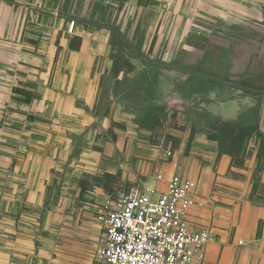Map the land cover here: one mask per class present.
Segmentation results:
<instances>
[{"label": "crops", "instance_id": "obj_1", "mask_svg": "<svg viewBox=\"0 0 264 264\" xmlns=\"http://www.w3.org/2000/svg\"><path fill=\"white\" fill-rule=\"evenodd\" d=\"M262 5L0 0V264H102L100 205L133 187L163 192L173 176L196 187L189 227L214 229L202 264H264V162L253 190L258 140L249 141L243 169L218 154L208 138L215 132L196 128L191 137V119L174 144L151 145L144 137L156 126L134 123L145 104L127 98L121 72L113 74L117 55L134 75L146 68L140 56L175 63L219 28L259 20ZM172 75L158 79L154 105L170 85L164 76ZM217 94L199 107L223 120L255 104ZM258 123L264 135V99ZM107 178L109 187L101 184Z\"/></svg>", "mask_w": 264, "mask_h": 264}, {"label": "built area", "instance_id": "obj_2", "mask_svg": "<svg viewBox=\"0 0 264 264\" xmlns=\"http://www.w3.org/2000/svg\"><path fill=\"white\" fill-rule=\"evenodd\" d=\"M74 28L70 21L68 32ZM195 190L192 181L173 176L163 192L133 187L107 198L96 214L103 231L98 260L102 264H202L214 229L194 230L186 222L187 212L196 205Z\"/></svg>", "mask_w": 264, "mask_h": 264}, {"label": "trees", "instance_id": "obj_3", "mask_svg": "<svg viewBox=\"0 0 264 264\" xmlns=\"http://www.w3.org/2000/svg\"><path fill=\"white\" fill-rule=\"evenodd\" d=\"M75 42L79 43L78 40ZM75 42L74 40L71 42V49H77V44H74ZM137 47L140 48V43L137 44ZM139 58L146 68L142 72L135 74L134 77L125 79L123 76L127 81L124 86H128L126 87L128 88L126 97L137 103L142 102L145 104L142 115L135 119L134 123L140 129H153L157 125L158 119L155 114L156 105L153 104L155 98L152 99L151 96L152 89L156 96L155 87L164 71H176L185 75V80L181 84L175 85L177 91L183 94L186 99L192 96H200L199 100H197V107H195L194 118L191 119V137L196 128L215 132L208 135V138L217 143L218 154L229 156L232 167L238 169H243L244 167V155L251 138L254 137L258 140V153L253 177V181H255L253 190H255L258 183V174L263 170L264 162V135L260 131L258 123L262 100L264 99V86H259L255 83V80L251 79L230 80L227 73L220 72L221 57L214 59L212 54L208 52H205L194 67H180L177 61L175 63L164 64L159 61H150L142 56ZM113 59V67L115 69L113 74L116 77L120 69L116 63V56ZM139 77L143 79L140 80ZM225 84H231L230 88L235 92L226 100L233 99L236 95H239L254 99L255 104L240 112L231 120H223L218 116L211 115L204 109H198L199 104L204 102L203 98L212 92H217L218 100L224 101L220 100V92ZM84 184L82 181L79 184L81 193L84 191Z\"/></svg>", "mask_w": 264, "mask_h": 264}, {"label": "rangeland", "instance_id": "obj_4", "mask_svg": "<svg viewBox=\"0 0 264 264\" xmlns=\"http://www.w3.org/2000/svg\"><path fill=\"white\" fill-rule=\"evenodd\" d=\"M262 9L259 20L245 25L224 26L207 38L196 42L192 53L177 59L180 67H194L205 52H208L214 59L221 57L220 72L227 73L230 80L251 79L259 86H264V7ZM116 63L122 74L118 82L123 86L127 82L123 75H128V78L134 77L133 69L121 56H116ZM164 78L170 85L163 87L164 97L160 99L159 105L155 104L158 123L155 129L144 137V140L151 145L159 142L174 144L177 141L176 135L183 132L188 121L194 118L197 100L200 98V96H192L186 99L175 88L176 84L179 85L185 80V75L176 72L175 76H164ZM139 79L143 78L139 77ZM230 86L231 84H225L222 87L220 100H226L235 93ZM154 93L152 89V99L159 100ZM111 182L112 179L107 178L101 184L109 187Z\"/></svg>", "mask_w": 264, "mask_h": 264}]
</instances>
